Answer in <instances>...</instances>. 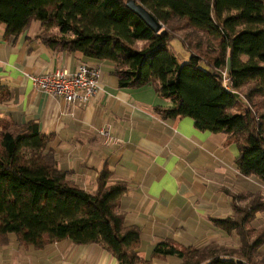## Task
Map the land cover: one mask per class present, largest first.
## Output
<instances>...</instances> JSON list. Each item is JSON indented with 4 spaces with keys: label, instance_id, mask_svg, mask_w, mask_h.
I'll return each mask as SVG.
<instances>
[{
    "label": "trees",
    "instance_id": "1",
    "mask_svg": "<svg viewBox=\"0 0 264 264\" xmlns=\"http://www.w3.org/2000/svg\"><path fill=\"white\" fill-rule=\"evenodd\" d=\"M126 1L0 0V24L19 35L39 22L40 38L52 49L112 61L120 87L153 84L173 103L157 108L162 117H191L199 130L225 134V144L239 149L240 172L264 183V0H136L163 24L157 32ZM225 68L247 100L243 109L217 72ZM9 96L0 81L1 100ZM53 137L37 121L16 124L0 115V245L12 233L21 245L37 249L68 238L101 245L119 264H153L139 255L141 229L127 226L119 208L128 185H108L105 168L96 190L81 188L59 168L49 148ZM231 194L239 214L211 220L227 232L239 231L241 247L231 250L240 258L214 243L185 247L171 239L156 244L152 258L257 264L251 255L264 244V228L246 226L264 200L260 194ZM247 198L240 209L237 202Z\"/></svg>",
    "mask_w": 264,
    "mask_h": 264
},
{
    "label": "crops",
    "instance_id": "2",
    "mask_svg": "<svg viewBox=\"0 0 264 264\" xmlns=\"http://www.w3.org/2000/svg\"><path fill=\"white\" fill-rule=\"evenodd\" d=\"M42 32L39 22L19 35H9L0 24V81L10 91L8 99L0 98V115L16 124L37 121L43 133L53 134L49 148L59 168L81 188L96 190L105 168L108 185H128L119 208L127 226L141 229L142 258L179 264L176 256L152 258L156 244L168 239L185 247L215 241L230 246L232 233L211 219L232 217L231 193L264 188L240 172L238 147L226 145L223 133L199 130L191 117H162L157 108L173 103L153 84L120 87L112 61L52 49ZM180 49L185 59L188 53ZM82 62L100 69V87L85 106L43 92L32 80L57 68L74 71ZM107 127L118 138L111 146L98 134ZM8 237L0 245V264H119L99 244L67 238L37 249L21 245L16 235Z\"/></svg>",
    "mask_w": 264,
    "mask_h": 264
},
{
    "label": "built area",
    "instance_id": "3",
    "mask_svg": "<svg viewBox=\"0 0 264 264\" xmlns=\"http://www.w3.org/2000/svg\"><path fill=\"white\" fill-rule=\"evenodd\" d=\"M217 72L225 88L247 103L246 98L234 89L228 69H220ZM99 77L100 69L98 67L82 62L74 71L57 68L42 75L32 76V80L41 91L63 98L69 104L82 107L89 103L97 93L100 87ZM98 134L104 145L111 146L118 142V138L112 133L110 127L100 129Z\"/></svg>",
    "mask_w": 264,
    "mask_h": 264
},
{
    "label": "rangeland",
    "instance_id": "4",
    "mask_svg": "<svg viewBox=\"0 0 264 264\" xmlns=\"http://www.w3.org/2000/svg\"><path fill=\"white\" fill-rule=\"evenodd\" d=\"M143 44L142 41H138L136 43V46L137 47H141ZM239 108L243 109V102L241 99H239L238 101V105H237ZM235 146L237 147V145L235 144ZM251 179L259 182L260 180H258L257 178L255 177H251ZM261 191H255V192H251V191H243V193H247L249 196H253V195H256V194H260L264 200V188L263 187H260ZM236 194V193H235ZM238 194V193H237ZM249 196H247L248 198H250ZM245 199V200H241V201H238L237 204L239 205L240 209H244L247 202L249 200H252L254 197H251L249 200ZM261 203H264L263 201ZM233 209V207H232ZM236 214H239L237 213L236 211H234L233 209V215L232 217H234ZM241 214V213H240ZM248 227H251L255 230H260V229H263L264 228V209L263 210H260V211H257L254 216L252 217V219L250 220V222L248 223V225L246 226V228ZM232 243L230 246L228 245H225V244H221L217 241L213 242L215 245L217 246H221V247H224L228 250H230L233 255L235 256V258H240L241 256L239 254H241L240 252L238 253V251H235L236 249H239L241 247V234L239 233L238 230H233L232 232ZM246 233V231H245ZM13 235H15L14 233H12ZM250 236H252L253 238L255 237V234L251 235L250 233ZM236 240V241H235ZM238 242V243H237ZM264 245V244H263ZM231 249H235V250H231ZM256 250L252 253V259L254 260V262H256L257 264H264V246H261L260 249L258 250V254L256 253ZM247 259V258H246ZM255 264V263H254Z\"/></svg>",
    "mask_w": 264,
    "mask_h": 264
},
{
    "label": "water",
    "instance_id": "5",
    "mask_svg": "<svg viewBox=\"0 0 264 264\" xmlns=\"http://www.w3.org/2000/svg\"><path fill=\"white\" fill-rule=\"evenodd\" d=\"M126 5L154 31L157 32L162 29L163 24L142 3H139L136 0H127Z\"/></svg>",
    "mask_w": 264,
    "mask_h": 264
}]
</instances>
